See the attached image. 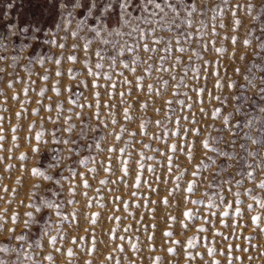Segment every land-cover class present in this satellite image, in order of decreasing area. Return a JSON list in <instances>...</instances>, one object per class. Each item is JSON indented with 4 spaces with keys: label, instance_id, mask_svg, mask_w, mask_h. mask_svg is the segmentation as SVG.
<instances>
[{
    "label": "snow or ice",
    "instance_id": "obj_1",
    "mask_svg": "<svg viewBox=\"0 0 264 264\" xmlns=\"http://www.w3.org/2000/svg\"><path fill=\"white\" fill-rule=\"evenodd\" d=\"M13 7L14 3L9 0L6 5L7 10L0 13V21L3 22L0 23V74L18 75L17 68L23 65L28 79L31 80L32 67L39 65L45 68V73L40 79L48 82L47 65L51 63L55 69L53 73L55 77L68 75L72 80H77L78 77L73 74L72 69L62 71L61 65L62 62L73 64L79 62L83 71L78 75H84L86 72L91 78V90L94 96V103H79L73 97L82 93L74 92L68 85L64 88V91L69 93L68 101L76 108L92 109L89 116L83 115L82 111L74 112L73 109H67L68 112H72V115H66L64 104L59 101L44 105L48 112L57 113L55 119L52 117L47 119L57 124L63 116L64 125L49 131L48 138L45 139L43 125L40 126L41 130L37 131L35 123H32L28 126L29 135L25 137V142L32 145L31 151L37 156L41 154L42 147L48 144L54 145L51 149L53 152L57 151L55 146H62V149L59 163L54 161L50 165L55 172L48 174L36 167L30 170L31 175L59 185L62 192L63 181L68 180V177L63 176V171L67 170L71 177L78 175L66 164V161L71 160L73 156H79L80 142L86 141L83 143L85 151L94 148L106 154H117V160L123 172L121 179L129 175L131 162L135 171L134 187L139 189L145 170L151 173L156 172L150 164H145L146 160L153 161L155 157L139 151L137 154L139 159H132L127 146L136 142L138 134L121 126L114 118H110L109 121L102 119L100 89H104V94L110 100L119 97L122 103H127L125 97L134 96L135 103L144 111L149 109L151 103L156 113L161 111L160 108L155 107V98H159L164 101L165 119L144 120L139 128L145 136H147L149 124L161 129L162 135L153 134L151 138L165 144L167 151L153 148L151 144L143 143V141L141 144L144 149L159 153L165 158L166 172L173 175L177 182L173 192L179 190L178 182L183 180L185 175L191 177L186 182L187 193L191 194L203 188V199L193 200L190 196H186L185 200L193 205L203 206L206 215H198L191 209L183 212L182 215L189 221L202 220L201 225L198 226L195 223L192 225L198 233H208L211 229L213 236H219L224 241H227L229 237L215 229L212 217H219L220 223L225 228L235 227L237 232L242 221L247 217L248 223L244 224V227L255 226L258 233H264V178H261L264 176V0H42L38 14L25 15L23 18L19 14L10 12ZM217 28L225 32L231 30L233 35H223L222 38L233 46L239 42L245 50L239 55V60L246 63L242 67H233V72L239 80L229 78L227 83V87L238 94L231 96L234 103L231 105V111L226 114L224 106L228 105L229 99L210 92L207 93L208 100L219 102L221 107L205 110L206 88L200 84L201 80L208 79L207 75L203 74L206 68L214 65L213 75L216 77L214 87L218 90L224 87L220 79L219 59L213 61L206 59L207 55L213 53L219 55L228 51L223 46L217 47V40L213 39L222 35ZM241 29L244 30L243 39L235 34ZM232 56L235 59L237 54L232 53ZM126 72L132 76V79H129ZM165 74L168 78H165ZM0 79L3 77L0 76ZM153 80L154 82H149ZM32 83L35 82L32 81ZM59 83L57 81L52 89L57 96L62 94ZM79 84L89 87L86 80H80ZM118 85L126 90L118 91ZM48 90L42 88L38 96L45 97ZM169 92L173 99H165ZM189 92L196 94V100L193 103L188 102L192 100ZM23 94L27 96L28 90L24 89ZM140 94H143V99ZM13 99L18 100L19 96L14 95ZM40 103L43 104V101L41 100ZM193 104L199 108L202 118H207L213 123L205 125L198 121L193 112ZM103 107L108 109L109 117L114 116L112 112L114 104L107 103ZM6 110L0 108V111ZM185 110L192 114L183 115ZM35 111L38 114L39 109ZM15 115L20 118L22 112H16ZM73 117L80 121L79 128L72 123ZM122 119L124 121L134 119L131 115V105L122 109ZM4 120L5 117L0 116V131H2ZM92 120L96 123H90ZM109 123L119 127V134L114 135L110 130L108 131V135H112L114 140L119 141L124 134L130 137L126 147L106 144L104 148H101V144L96 142L101 130L109 129ZM169 124L172 125L171 128ZM10 131L12 140H17L15 135L17 128L13 127ZM57 133L67 134L68 138L64 135L58 136ZM73 133L76 139L71 138ZM90 134H92V140L88 141ZM168 136L177 137L180 143H169L166 139ZM193 137L196 139L194 140ZM5 139V136L0 134V151L4 150ZM103 139L107 140V136ZM197 144L199 155H197ZM180 152L184 153L186 160L192 162L190 170L187 167L182 168L179 162L174 163L173 156H178ZM125 155L127 159L122 158ZM3 159L0 157V160ZM20 159L26 160L28 157L21 154ZM108 159L109 164L104 167V171L112 172L111 157ZM90 161L95 163L96 158L81 157L78 163L87 166ZM157 163L164 162L157 161ZM7 167L11 168L12 165ZM173 168L180 174L175 175ZM89 171L96 172V169L92 168ZM80 175L83 174L80 173ZM144 182L147 183V181ZM81 183L84 188L91 187L86 178ZM99 183L105 185L109 181L100 180ZM249 183L251 187L248 186ZM148 186L151 188V184ZM40 187L41 185L34 184L29 190V200L25 206L32 210L25 213L27 219L22 221L26 230H30L35 222L34 213L41 211L35 200ZM3 190L8 191L6 188ZM75 194V186L70 183V198L66 201L67 204L78 203L71 198ZM81 194L88 195L87 192ZM132 195L136 197L138 193L133 192ZM163 203L167 205L168 199L165 198ZM21 204H24V201H21ZM43 204L48 210L60 216L62 221L69 220V216L62 215V204L59 200L53 202L44 199ZM140 206L137 205V207ZM124 208H128L127 203L124 204ZM6 213L7 210H5ZM43 215H47V212ZM43 215L40 219H43ZM70 215L75 219V213ZM97 216L98 214L94 213L92 217L85 218L90 219L92 225H96ZM114 219L119 221V217ZM170 219L175 221L176 217L173 216ZM228 219L233 220L232 225L227 223ZM17 220H20L18 213L9 216L7 221L4 220L3 215H0V236L6 235L4 240H0V253L9 254L7 258L0 256V264H21L22 257L35 261L34 254L24 252L26 247L31 248L28 244L29 235L25 233L16 235L18 224L15 227L5 228V223H14ZM76 226L78 227L79 224L77 223ZM142 227L144 232L149 229V226L142 225ZM150 227L155 228V225ZM183 228L188 229V224H183ZM123 231L131 232L132 226H125ZM43 235L48 237L45 244H51L52 248L60 253L57 237L49 236L47 232ZM163 235L171 238L173 232L166 231ZM109 238L112 241L128 239L125 236H117L111 229H109ZM253 238L247 237L249 242ZM70 240L72 244L85 241L81 245L85 252L98 250L95 234L91 231H88L87 240L84 237H70ZM13 241L19 243L13 245ZM198 243L204 248L203 252L197 247ZM216 243L218 242L209 239L206 235L193 236L186 242L172 240V244L179 245V252L171 246H168L166 251L175 259L184 252L185 247L189 250L195 249L194 252L189 251L186 254L189 264L197 258L201 264L205 260H208L209 264H222L221 260L216 259L217 256H223V264H233L237 259L243 264L242 257L232 255L233 245L227 244L217 248ZM129 244L133 251L139 252L136 244H131L130 240ZM41 246V244L36 245L37 248ZM117 249L121 253L126 251L123 244L117 245ZM152 250L155 251L154 248ZM74 255L76 253L73 249L68 248L67 256ZM45 259L59 261V257L51 254H46ZM114 259L112 255L106 256L108 261ZM162 259V257H155L154 264H161ZM86 264H91V261H87ZM116 264L120 262L117 260Z\"/></svg>",
    "mask_w": 264,
    "mask_h": 264
},
{
    "label": "rangeland",
    "instance_id": "obj_2",
    "mask_svg": "<svg viewBox=\"0 0 264 264\" xmlns=\"http://www.w3.org/2000/svg\"><path fill=\"white\" fill-rule=\"evenodd\" d=\"M21 3L22 0H18ZM42 0H36L37 4L36 14L39 13V5ZM217 31L221 32V37H213L217 40V47L223 46L228 51L223 54H211L207 55L206 59L213 61L219 59L220 71H221V82L224 84L222 90H218L214 87L216 83V77L213 75V66L206 68L204 75H207L208 79L201 80V86L206 88L205 94V110H212L215 107H221L220 103L217 101H209L207 93L210 92L213 95H220L222 97L228 98V105L224 106V113L231 111V105L234 101L231 100V96L238 94V92H233V90L227 87L229 78L231 80H239V77L233 72V67H242L246 61H240L239 55L244 53V48L241 47L238 42L237 45L233 46L229 41L224 40L223 35H233L234 33L231 30L225 32V30L217 28ZM243 39L244 30L241 29L239 32L235 33ZM232 53H236L237 56L233 59ZM82 55V54H78ZM249 59L251 56L249 55ZM199 63V62H198ZM49 70V81L44 82L40 77L45 73V68L34 65L32 67L33 75L31 80L28 79L26 72L23 69V65L18 66L17 72L18 75L13 74V76H8L0 74L3 79H0V108L7 109L6 111H0V116L5 117L2 125V131L0 134L5 136V141L3 142V151H0V157H3V160H0V215L4 216V220L7 221L9 216L13 214H19L20 220L15 221L14 223H5V228L15 227L17 224L19 228L16 235L25 233L29 235L30 239L28 244L31 245V248H25V253H31L35 256V261L21 258V264H86L87 261H91V264H116L118 260L120 264H154L155 257H162L161 264H189V261L186 258V254L189 251L194 252L195 249H187L185 247L184 252L180 253L175 259L172 257L171 253L166 251L168 246L174 247L179 252V245L172 244V240H180L186 242V240L193 236L206 235L209 239L215 240L217 248H221L224 245L231 244L233 245L232 255L236 257L243 258V264H264V233H258V230L255 229V226L252 228L244 227V224L248 223L247 217L241 223V227L237 232L235 227L225 228L221 223L219 217H212L211 219L215 222V229L217 231L223 232L225 236H228L229 239L224 241L219 236H213L211 229L208 233H198L196 228L193 227V223L196 225H201L203 222L200 219L196 221L187 220L182 214L183 212L191 209L194 213L198 215H206V210L203 206H196L191 203H188L185 200L186 196H190L193 200L203 199L202 196L203 188L200 190L194 191L189 194L186 192V182L191 179L190 176L185 175L184 179L179 181V190L173 192L172 190L176 187L177 182L174 179V176L166 172L165 164L167 163L165 158L159 153L144 149L142 147L141 141L143 143L151 144L153 148H160L161 151H167V147L160 141L152 140L153 134L162 135L161 129L156 128L153 124L147 126V136L144 135V132L140 130L139 125L144 122V120H164L166 115V108L164 106V101L155 98V107L160 108L161 111L156 113L153 111L151 103L149 104V109L144 111L140 109L135 103V97H125L127 103H122L119 97H116L110 100L105 94L104 89L101 91V109L103 113L102 119L109 121L110 118H114L119 121L121 126L127 127L131 132H136L137 138L136 142L131 146H127V151L131 152L132 159H139L137 155L139 151H144L146 155H151L155 157L153 161H145V164H150L156 169L155 173L148 172L145 170L143 180L141 182V187L139 189L134 187L135 181V171L133 164H129V175L127 177L123 176L121 170V165L117 160L116 153H105L100 152L96 149L90 151H85L83 149V143L86 141H81L79 146L80 155L73 156L71 160H67L66 164L70 166L78 175L75 177L69 176L67 170L63 171V176L68 177L67 181H63L64 189L60 192L59 185L52 184L48 181H44L41 178L31 175L30 170L32 168L39 167L41 171L52 174L55 172V169L50 168V165L55 161L59 163V157L61 154L62 146H55L57 148L56 152L51 151L54 147L52 144H48L42 147L41 154L35 155L31 151V144L25 142V137L29 135L28 126L32 123H35L36 130H41L40 126L43 125L45 131V139L48 138V132L56 128H60L64 125L63 116H61L57 124H53L51 120L47 119L48 117L56 118L57 113L55 111L48 112L44 105L55 104L57 101L62 102L65 108L66 115H72V112H68L67 109H73L74 112L82 111L83 115L89 116L92 112V109L85 108L80 110L72 105L68 101L69 93L64 91L66 85L71 86L72 90L76 93H82V95H76L73 99L77 100L79 103H94V96L91 90V78L87 76L85 72L84 75H78L79 72L83 71L81 63L72 62H62L61 70L66 71L68 69L73 70V74L77 75V80H72L68 75L61 77H55L53 75L55 69L54 66L49 63L47 65ZM226 70V71H225ZM11 72V69H9ZM126 75H129L126 72ZM165 78H168L165 74ZM129 79H132V76L129 75ZM80 80H86L89 84V87H84L82 84H79ZM34 81L35 83H32ZM57 81H59V87L61 88V95L57 96L53 87L56 86ZM149 82H154L149 81ZM242 82V81H241ZM79 84V86H78ZM11 85V86H9ZM42 88L49 89L45 97H39L38 93ZM27 89L28 94L25 96L23 90ZM125 88H122L118 85V91H124ZM135 92V90H133ZM19 96V99H13V96ZM141 99H143V94ZM189 95L192 97L189 103H193L196 100V94L189 92ZM183 98V97H181ZM165 99H173L171 92H169ZM43 101V104L40 101ZM112 103L115 107L112 109L114 113L113 117H109L108 109L103 107L104 104ZM131 105V115L134 117L132 121H124L122 119V109ZM175 107V105H174ZM39 109V112L35 110ZM22 112V116L17 118L15 113ZM193 112L195 113L196 119L201 121L203 124L213 123V121L208 120L207 118H202L199 108L193 104ZM180 114V113H178ZM183 115H191L188 110H185ZM72 123L77 125V128L80 126V121L73 117ZM90 123L95 124L96 121L92 120ZM170 128L171 124L168 125ZM17 128L15 133L17 140H12L11 128ZM191 127V125H188ZM111 131L114 135L119 134V127L113 126L109 123L108 130H101L99 133L98 139L96 142L101 144V148H104L106 144H112L116 147H126L127 141L130 137L127 134L121 136L119 141L113 139L112 135H108V131ZM215 134V133H214ZM227 135V133H224ZM58 136L64 135L65 138L67 134L57 133ZM104 136H107V140L103 139ZM72 139H76L75 133H73ZM166 139L169 143H180L177 137L168 136ZM195 140L196 137H193ZM92 140V134L89 135L88 141ZM18 145V147H17ZM69 147H73L69 145ZM183 147V145H182ZM199 145L197 144V155ZM24 154L28 157L26 160H21L20 156ZM66 155V154H65ZM81 157L90 158L95 157L96 162L92 163L91 161L87 166L79 164L78 161ZM108 157H111V167L112 172L104 171V167L109 164ZM122 158L127 159V156ZM174 163L179 162L183 167H187L189 170L192 167V162L186 160L183 152H180L177 155L173 156ZM103 161V163H101ZM157 161H163V164H158ZM8 165H12L11 168H8ZM95 168L96 172H90L89 169ZM175 175H179L180 172L173 168ZM82 173L83 175H80ZM159 177V179H157ZM59 178V177H57ZM87 179L88 183L91 185L89 188H84L81 181ZM261 178H264L262 176ZM100 180H107L109 183L101 185ZM144 181H147L145 183ZM70 183L72 186H75L76 194L74 197H71L78 203L67 204L66 201L70 198L69 195V186ZM41 185L38 190V194L35 198L37 206L41 208L40 212H35L33 219L35 222L32 224L30 230H26L23 226L22 221L27 219L25 213L31 211L32 209L26 207L32 185ZM151 184V188H149ZM251 187V183L248 185ZM8 189L5 191L3 189ZM100 191L97 192L96 190ZM154 189V190H153ZM33 191H36L33 189ZM59 192V195L57 193ZM87 192L88 195L84 196L81 193ZM133 192H137L138 195L134 197ZM167 198L169 203L165 205L163 200ZM44 199L50 201L59 200L62 204L61 213L63 216H69V220L62 221L60 216H57L53 211H50L44 206ZM21 201H24V204H21ZM250 202V201H249ZM128 204V208H124V204ZM141 205L137 207V205ZM5 210L7 213L5 214ZM47 212V215L43 213ZM75 213V219L70 215ZM98 214L96 217L97 224L92 225L90 219L85 217H92L93 214ZM132 214V215H130ZM43 215V219L40 217ZM176 217V220L173 221L170 217ZM119 217V221L114 219ZM142 218V219H141ZM77 223L79 226L77 227ZM227 223L229 225L233 224L232 219H228ZM183 224H188V229L183 228ZM127 225L132 226L131 232H124L123 228ZM143 226H149L147 232L143 231ZM155 225V228L150 227ZM208 227L207 225H204ZM91 231L95 234L97 251L95 252H85L81 245L85 241H80V244H72L70 237H84L85 240L88 238V231ZM109 229L112 230L117 236H125L128 239L124 241L115 240L112 241L109 238ZM166 231H172L173 237H165L163 235ZM44 232H47L49 236H56L58 240V247L61 249L60 253H57L55 249L52 248L51 244H45L48 237L43 235ZM149 237H152L149 239ZM247 237H254L251 242ZM5 236H0V240H4ZM131 244H136L139 248V252L132 250ZM13 245L18 244L19 242L13 241ZM41 244L40 248H37L36 245ZM123 244L126 251L121 253L117 249V245ZM197 247L201 252L204 251V248L197 244ZM71 248L76 253L72 257L67 256V249ZM155 249L153 251L152 249ZM241 249H247L242 251ZM46 254H51L54 257H59V261H47L45 259ZM112 255L115 257L114 260H106V256ZM0 256L7 258L9 254L0 253ZM251 257V259H249ZM216 259L221 260L223 264V256H217ZM191 264H201L199 258L192 261ZM203 264H209L208 260H205ZM233 264H241L239 259L234 260Z\"/></svg>",
    "mask_w": 264,
    "mask_h": 264
},
{
    "label": "crops",
    "instance_id": "obj_3",
    "mask_svg": "<svg viewBox=\"0 0 264 264\" xmlns=\"http://www.w3.org/2000/svg\"><path fill=\"white\" fill-rule=\"evenodd\" d=\"M36 0H22L21 3H19L18 0H12L14 3V7L10 10L11 13L13 14H19L22 18L25 15H32L33 13H36V6L37 4L35 3ZM9 2V0H0V13L5 12L6 5ZM0 23H3L0 21Z\"/></svg>",
    "mask_w": 264,
    "mask_h": 264
}]
</instances>
